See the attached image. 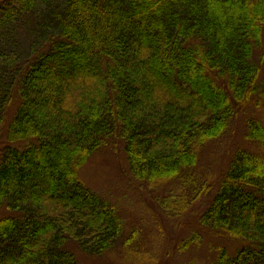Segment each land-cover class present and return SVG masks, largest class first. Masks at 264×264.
<instances>
[{
  "label": "trees",
  "instance_id": "16d2710c",
  "mask_svg": "<svg viewBox=\"0 0 264 264\" xmlns=\"http://www.w3.org/2000/svg\"><path fill=\"white\" fill-rule=\"evenodd\" d=\"M12 8L28 44L0 34V264H79L70 244H114L122 218L78 171L115 139L134 180L166 185L263 104L264 0H0ZM245 136L258 150L236 149L199 215L241 244L208 264H264V119Z\"/></svg>",
  "mask_w": 264,
  "mask_h": 264
},
{
  "label": "rangeland",
  "instance_id": "374dc122",
  "mask_svg": "<svg viewBox=\"0 0 264 264\" xmlns=\"http://www.w3.org/2000/svg\"><path fill=\"white\" fill-rule=\"evenodd\" d=\"M11 10V18H7L8 13L0 14V34L6 31L7 42L11 43L20 35L26 45L27 36L23 37L25 26L19 22L18 11ZM6 21H9L8 28L3 24ZM258 55L256 52L255 59ZM261 70L260 80L264 79V68ZM261 100L263 104L260 106L239 110L223 135L200 147L196 165L181 176H186L187 180L180 178L152 187L137 182L128 170L120 139L94 152L79 168L78 176L115 205L123 221V232L111 247L100 254H89L70 244L78 263L184 264L192 261L208 264L216 257L218 246L225 247L228 254L233 255L240 241L224 233L203 231L199 215L214 195L216 181L236 149L258 150L257 143L247 139L245 133L247 121L264 119V98ZM2 140L0 138V152ZM202 187L205 189L195 198ZM183 200L186 206L179 212L177 204ZM195 235L200 237L198 243L194 241Z\"/></svg>",
  "mask_w": 264,
  "mask_h": 264
}]
</instances>
